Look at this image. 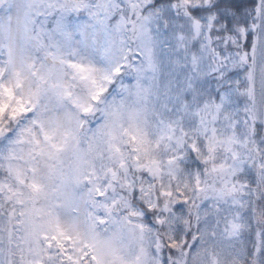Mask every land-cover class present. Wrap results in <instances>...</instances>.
I'll return each mask as SVG.
<instances>
[{
  "label": "snow or ice",
  "instance_id": "1",
  "mask_svg": "<svg viewBox=\"0 0 264 264\" xmlns=\"http://www.w3.org/2000/svg\"><path fill=\"white\" fill-rule=\"evenodd\" d=\"M0 264H264V0H0Z\"/></svg>",
  "mask_w": 264,
  "mask_h": 264
}]
</instances>
